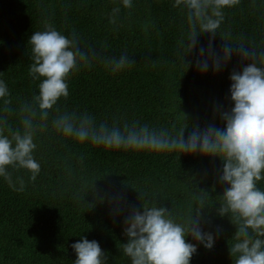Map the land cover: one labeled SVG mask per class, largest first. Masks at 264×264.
I'll return each instance as SVG.
<instances>
[{"label":"trees","instance_id":"16d2710c","mask_svg":"<svg viewBox=\"0 0 264 264\" xmlns=\"http://www.w3.org/2000/svg\"><path fill=\"white\" fill-rule=\"evenodd\" d=\"M174 3L133 0L128 9L122 0H0V80L9 88L11 107L18 112L21 102L39 92L40 81L29 75L34 61L28 42L50 22L66 36L75 32L81 48L97 54L91 66L82 64L69 74V96L59 99L53 114L88 112L97 123L139 121L175 131L188 126L185 139L194 127H224L221 113L234 106L230 75L244 65L234 54L220 71L210 66L202 72L197 55L210 41L219 54L224 39L264 47V0H240L226 8L218 33L196 37V48L185 58L188 68L178 54L179 42L187 40V10ZM123 54L134 63L113 72L108 61ZM10 122L18 126V115ZM35 143L41 165L35 181L25 169L9 168L15 188L0 177V264H74L71 245L81 237L99 242L106 264H131L123 252L130 211L157 203L179 217L196 189L209 192L204 229L216 239L211 249L199 244L191 264H235L230 247L236 227L217 211L227 187L219 180L224 164L219 157L107 150L64 138L51 126ZM21 179L24 188L18 191ZM258 187L264 190V180ZM187 240L198 243L191 236Z\"/></svg>","mask_w":264,"mask_h":264},{"label":"clouds","instance_id":"9594fccd","mask_svg":"<svg viewBox=\"0 0 264 264\" xmlns=\"http://www.w3.org/2000/svg\"><path fill=\"white\" fill-rule=\"evenodd\" d=\"M240 0H175L174 7L187 10V40H181L178 54L185 62L188 53L196 48V37L202 33L216 34L225 19L224 10L237 5ZM131 9L133 0H122ZM120 8L112 9L111 23H116ZM219 54L213 52L211 41L207 49L201 47L196 65L206 72L226 67L233 55L244 65L242 71L230 75L231 100L229 110L221 113L224 127L208 125L194 127L185 139L184 132L168 128L151 127L139 121L109 125L97 123L88 112L56 111L60 98L69 96L67 78L80 66H91L96 59L94 51L84 50L75 32L64 35L50 22L44 30L34 31L29 42L32 60L29 75L40 81L39 92L31 101H23L18 112L11 107L9 88L0 80V177L15 188L9 168L25 169L35 181L41 171L35 159V138L51 126L57 134L79 144H91L107 150H134L156 153H199L219 157L223 169L219 180L226 184L217 209L220 216L227 215L236 227L230 254L235 264H264V190L258 182L264 180V47L244 42H230ZM207 53V56H205ZM113 72L130 67L134 61L126 54L108 61ZM18 115L19 125L13 127L10 117ZM24 188L20 180L18 191ZM144 194H142L143 196ZM141 196V198H142ZM104 198L101 197V200ZM209 192L194 191L186 213L177 217L164 206L143 204V211L131 210L124 219L127 243L123 252L131 264H191L198 245L211 249L215 235L204 229L203 210L209 206ZM88 203V202H87ZM89 207L90 205L88 203ZM191 236L198 243L188 242ZM76 253L74 264H106L107 256L99 242L81 237L71 245Z\"/></svg>","mask_w":264,"mask_h":264}]
</instances>
